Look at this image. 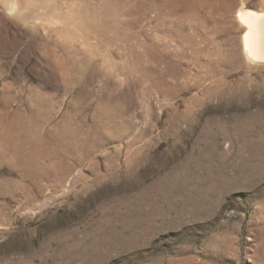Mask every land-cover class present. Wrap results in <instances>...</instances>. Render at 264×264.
<instances>
[{
    "label": "rangeland",
    "instance_id": "obj_1",
    "mask_svg": "<svg viewBox=\"0 0 264 264\" xmlns=\"http://www.w3.org/2000/svg\"><path fill=\"white\" fill-rule=\"evenodd\" d=\"M88 4L60 49L0 3V264H264V0Z\"/></svg>",
    "mask_w": 264,
    "mask_h": 264
},
{
    "label": "bare ground",
    "instance_id": "obj_2",
    "mask_svg": "<svg viewBox=\"0 0 264 264\" xmlns=\"http://www.w3.org/2000/svg\"><path fill=\"white\" fill-rule=\"evenodd\" d=\"M89 1L91 0H0V3L4 7L7 18L14 22L28 23L32 28L43 31L49 44L62 49L68 40L84 47L89 45L88 33L94 26L88 11ZM128 1L135 3L140 8L139 28L143 31L145 29L144 7L146 0ZM236 20L244 29L242 48L246 61L256 66L257 64L264 65V10L257 12L241 7L236 13ZM52 32L56 36H53ZM52 38H55V42L51 41ZM62 57L64 58V54ZM64 61L67 65V74L72 73L74 81L80 80L81 75L84 76L80 60L74 62L72 58L66 57Z\"/></svg>",
    "mask_w": 264,
    "mask_h": 264
}]
</instances>
